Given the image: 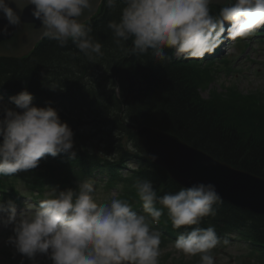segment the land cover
Here are the masks:
<instances>
[{"label":"clouds","instance_id":"clouds-1","mask_svg":"<svg viewBox=\"0 0 264 264\" xmlns=\"http://www.w3.org/2000/svg\"><path fill=\"white\" fill-rule=\"evenodd\" d=\"M15 0H0V17L6 24L0 32L21 24ZM94 0H23L33 18L40 21L42 34L64 47L69 41L89 60L103 56L102 44L91 27L78 18ZM119 19L107 28L113 41L134 56L151 55L169 59H203L225 38L233 41L252 36L264 27V0H225L213 12V0H102ZM131 41V48L124 45ZM25 88L9 103L0 97V177L14 176L39 166L46 155L70 153L74 133L51 106L33 105ZM9 104L14 107H9ZM131 146V145H130ZM152 160L157 159L155 155ZM135 189L141 212L128 199L113 195L98 199L97 182L80 181L76 189L51 188L37 205L18 212L11 200L0 199V227L11 229L5 243L38 264H160L162 233L154 225L167 215L173 229L180 230L172 249L185 257H199V264H215L213 250L220 244L215 226L199 227L214 216L220 196L213 183L197 182L176 192L158 195L149 179L136 178ZM159 205V207H157Z\"/></svg>","mask_w":264,"mask_h":264},{"label":"trees","instance_id":"trees-1","mask_svg":"<svg viewBox=\"0 0 264 264\" xmlns=\"http://www.w3.org/2000/svg\"><path fill=\"white\" fill-rule=\"evenodd\" d=\"M219 8L213 6L212 11ZM119 14V8L112 11L104 5L102 14L87 25L102 44L103 56L89 60L71 41L61 47L44 38L26 57L0 58V88L16 95L26 88L34 97L33 105L51 106L58 113L63 108L65 114L58 115L77 135L74 142L83 144L87 173L105 165L121 171L129 160L139 161V170L126 178L117 174L111 183L124 184L121 198L136 207L132 187L136 178L152 181L158 195L181 186L143 154L135 125L171 132L219 161L264 177V99L240 95L234 88L213 91L210 101L203 100L198 88L214 79L213 64L183 65L170 49H165L169 59L164 61L126 53L107 28ZM124 48L130 49L131 41ZM224 63L230 71L228 61ZM86 125H94L91 132H82ZM127 143H132V152L125 149ZM214 210L208 223L205 217L199 227L215 226L217 235L247 230L264 242V216L220 201ZM162 218L169 221L166 212Z\"/></svg>","mask_w":264,"mask_h":264},{"label":"water","instance_id":"water-1","mask_svg":"<svg viewBox=\"0 0 264 264\" xmlns=\"http://www.w3.org/2000/svg\"><path fill=\"white\" fill-rule=\"evenodd\" d=\"M100 1L94 0L92 7L78 19L83 21L94 13ZM12 6L18 11L23 8L20 11L21 24L9 27L8 34L0 32V55L19 57L29 53L43 34L40 21L33 18L30 8L23 7V0H15ZM6 23L0 17V29ZM149 131H140L141 145L150 157H157L154 161L162 165L175 181L183 186L197 182L213 183L220 197L264 213V180L235 171L183 143L173 145L172 140L164 139L165 136L159 138L158 134ZM161 139V150H157L155 146L160 144Z\"/></svg>","mask_w":264,"mask_h":264},{"label":"rangeland","instance_id":"rangeland-1","mask_svg":"<svg viewBox=\"0 0 264 264\" xmlns=\"http://www.w3.org/2000/svg\"><path fill=\"white\" fill-rule=\"evenodd\" d=\"M216 2H223L224 0H213ZM233 40L227 45V48H225V53L229 55L238 54L239 51L237 48H232ZM250 55L254 58V63L244 61V58L242 60H237L239 66H241L243 69H249L246 71V74L239 75V74H233V76H226L222 75L220 78H218L213 85H211L208 90L203 92L204 97L208 96L209 89L218 88L222 89L223 85H231L233 83H237L239 89L244 93H249L251 91H256L258 89L264 90V43L260 46L259 43L253 49L250 51ZM247 65V66H246ZM5 103V101H3ZM135 166V165H133ZM135 168V167H133ZM126 172L128 170H125ZM97 197L98 199L104 200V199H110L113 195H118L119 190L113 189L111 191H108L103 184H97ZM22 190V187H20ZM25 191V190H24ZM23 191V193H25ZM27 194V193H25ZM22 205L17 206V211H23L25 210V207H27L28 204L36 205V203L33 200L32 195L25 196V199L22 202ZM11 229H4L0 227V264L4 263V256H2L3 253H1L2 249L5 248H12L10 245H7L5 243L8 236H10ZM172 245V244H171ZM171 245L168 247H161V257H160V264H190L189 261L193 259V257H185L182 254L176 253ZM246 246L243 244H233L227 248L222 249V251H219V254H217V258L215 259V264H239L240 260L245 259L246 257ZM6 250V249H5ZM20 259L22 260L21 255L19 254ZM38 264H50V262L46 261L42 257L37 258ZM19 263L21 261L19 260ZM24 264H31L30 261L27 259H24Z\"/></svg>","mask_w":264,"mask_h":264}]
</instances>
